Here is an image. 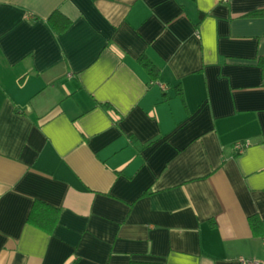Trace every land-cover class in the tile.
I'll use <instances>...</instances> for the list:
<instances>
[{
	"label": "crops",
	"instance_id": "obj_1",
	"mask_svg": "<svg viewBox=\"0 0 264 264\" xmlns=\"http://www.w3.org/2000/svg\"><path fill=\"white\" fill-rule=\"evenodd\" d=\"M259 11L0 0V264H264Z\"/></svg>",
	"mask_w": 264,
	"mask_h": 264
},
{
	"label": "trees",
	"instance_id": "obj_2",
	"mask_svg": "<svg viewBox=\"0 0 264 264\" xmlns=\"http://www.w3.org/2000/svg\"><path fill=\"white\" fill-rule=\"evenodd\" d=\"M264 14L263 12L259 11V12H256L255 14L253 15H262ZM49 22L52 24V26L58 31V32H62L63 30H65L69 24H70V19L68 17H66L64 14H62L61 12H56L54 13L50 18H49ZM146 66L148 68V71L151 75H154L156 74L157 70L156 68L150 63V62H147L146 63ZM38 204L40 203H36L35 204V207L33 209V212L30 216L31 219H33L36 215H37V211H41L40 209H37L38 207H40ZM41 205V204H40ZM38 216V215H37ZM252 223H254V219H252ZM50 223H53L50 222ZM131 264H159V263H148V262H132Z\"/></svg>",
	"mask_w": 264,
	"mask_h": 264
},
{
	"label": "built area",
	"instance_id": "obj_3",
	"mask_svg": "<svg viewBox=\"0 0 264 264\" xmlns=\"http://www.w3.org/2000/svg\"><path fill=\"white\" fill-rule=\"evenodd\" d=\"M250 143L249 141L246 142H238L235 145V151L238 153H241L244 149H246L247 147H249ZM241 264H262L259 261H253V260H246V259H242L241 260Z\"/></svg>",
	"mask_w": 264,
	"mask_h": 264
}]
</instances>
